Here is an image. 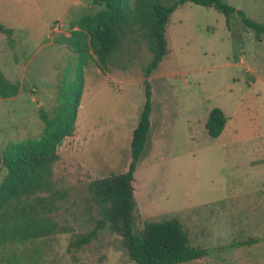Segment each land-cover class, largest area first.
Returning <instances> with one entry per match:
<instances>
[{
  "label": "rangeland",
  "instance_id": "rangeland-1",
  "mask_svg": "<svg viewBox=\"0 0 264 264\" xmlns=\"http://www.w3.org/2000/svg\"><path fill=\"white\" fill-rule=\"evenodd\" d=\"M140 1L148 0H128L108 67L93 57L84 68L73 135L56 149L50 191L30 200L60 232L0 248L1 264H135L123 237L100 228L104 205L92 186L127 171L145 80L150 131L132 183L134 234L146 223L177 219L189 246L205 253L182 264H264V37L256 38L236 14L228 29L221 13L185 3L168 19L167 55L146 78L152 53L133 23ZM223 2L264 24V0ZM64 3L0 0V24L14 30L0 34V67L19 85L16 99L0 101V153L8 142L41 135L40 111L52 116L60 88L76 72V54L65 44L70 24L103 9L77 0L82 6L60 17ZM55 23L62 25L58 32ZM214 108L226 123L211 139L205 123ZM5 175L0 164V182ZM91 233L89 243L71 246Z\"/></svg>",
  "mask_w": 264,
  "mask_h": 264
},
{
  "label": "trees",
  "instance_id": "trees-1",
  "mask_svg": "<svg viewBox=\"0 0 264 264\" xmlns=\"http://www.w3.org/2000/svg\"><path fill=\"white\" fill-rule=\"evenodd\" d=\"M128 0H92V5L103 6L94 15H84L71 22L70 35L65 44L76 54V72L72 80L60 88L57 107L50 117L40 111L44 127L38 139L9 142L0 153V164L6 175L0 182V248L12 243H24L39 237L60 232L59 226L42 215L31 199L41 201L38 194L50 191L51 165L55 162L56 149L74 132L76 115L81 107L83 71L90 59L97 65L108 67L112 55L120 44V29L127 22ZM192 3L212 8L226 19L236 14L241 23L252 30L256 38L264 37V24L247 19L223 0H178L171 6L155 0L136 4L133 23L145 33L152 58L144 70L145 77L155 71L167 55L165 28L170 15L179 6ZM0 33L12 35V30L0 24ZM144 84V104L130 142L131 162L125 173L95 182L93 194L103 203L100 228H109L123 237L129 259L135 264H182L204 257V251L189 246L188 234L177 219L146 223L136 235L132 228L135 209L133 188L134 173L145 149L150 131L151 90ZM19 85L6 79L0 70V99L17 96ZM226 123L223 112L214 108L209 112L205 129L211 139L222 133ZM42 205V204H40ZM93 233L78 236L71 244L79 248L91 240ZM1 264V263H0Z\"/></svg>",
  "mask_w": 264,
  "mask_h": 264
},
{
  "label": "crops",
  "instance_id": "crops-1",
  "mask_svg": "<svg viewBox=\"0 0 264 264\" xmlns=\"http://www.w3.org/2000/svg\"><path fill=\"white\" fill-rule=\"evenodd\" d=\"M79 6V5H81L82 6V4H80V3H77V0H65V3H64V9H63V12L64 13H62L61 15H60V17H65V16H67V12H69L70 10H72L75 6ZM42 9H38V13L39 14H42ZM5 27V26H4ZM6 28H9V27H6ZM9 29H11V30H13L12 28H9ZM14 31V30H13ZM1 34V33H0ZM2 35H4V34H2ZM14 65V64H13ZM10 67H12L13 69H15L16 68V65L15 66H10ZM0 70L2 71V73H3V75L6 77V73H5V71L0 67ZM9 72V71H8ZM6 79L7 80H9L10 81V78L9 77H6ZM11 82V81H10ZM13 83V82H12ZM19 93V92H18ZM18 95V94H17ZM17 97V96H16ZM16 97H14V98H10V99H16ZM1 100H3V99H0V101ZM9 143V142H8Z\"/></svg>",
  "mask_w": 264,
  "mask_h": 264
},
{
  "label": "built area",
  "instance_id": "built-area-1",
  "mask_svg": "<svg viewBox=\"0 0 264 264\" xmlns=\"http://www.w3.org/2000/svg\"><path fill=\"white\" fill-rule=\"evenodd\" d=\"M61 27H62V25L60 23H55L53 25V30L58 32Z\"/></svg>",
  "mask_w": 264,
  "mask_h": 264
}]
</instances>
